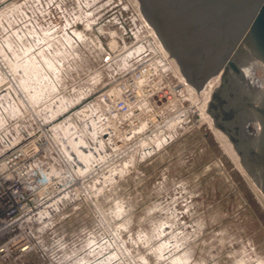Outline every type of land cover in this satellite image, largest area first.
Returning <instances> with one entry per match:
<instances>
[{
	"label": "rangeland",
	"instance_id": "1",
	"mask_svg": "<svg viewBox=\"0 0 264 264\" xmlns=\"http://www.w3.org/2000/svg\"><path fill=\"white\" fill-rule=\"evenodd\" d=\"M111 1L0 0V140L49 126L81 90L110 82L101 59L122 32L103 26ZM98 22L101 34L86 28ZM170 78V97L122 126L105 191L59 216L44 238L56 252L25 264H264V196L208 112L220 75L198 105Z\"/></svg>",
	"mask_w": 264,
	"mask_h": 264
},
{
	"label": "built area",
	"instance_id": "2",
	"mask_svg": "<svg viewBox=\"0 0 264 264\" xmlns=\"http://www.w3.org/2000/svg\"><path fill=\"white\" fill-rule=\"evenodd\" d=\"M109 7L103 26L122 29L101 59V68L112 71L110 82L95 89L103 80L98 75L93 88L81 90L79 102L49 126L39 123L37 132L0 140V264H25L37 251L54 254L45 236L59 216L88 201L90 193L105 191L104 162L119 159L122 126L170 97V77L184 85L130 1H111ZM99 24L86 27L101 34Z\"/></svg>",
	"mask_w": 264,
	"mask_h": 264
},
{
	"label": "water",
	"instance_id": "3",
	"mask_svg": "<svg viewBox=\"0 0 264 264\" xmlns=\"http://www.w3.org/2000/svg\"><path fill=\"white\" fill-rule=\"evenodd\" d=\"M129 1L197 105L216 73L227 66L239 72L238 59L247 55L264 67V0ZM222 88L211 95L208 112L264 196V86L232 110L225 105ZM233 119L242 133L254 122V136L237 140L228 133L222 122L230 125Z\"/></svg>",
	"mask_w": 264,
	"mask_h": 264
},
{
	"label": "flooded vegetation",
	"instance_id": "4",
	"mask_svg": "<svg viewBox=\"0 0 264 264\" xmlns=\"http://www.w3.org/2000/svg\"><path fill=\"white\" fill-rule=\"evenodd\" d=\"M240 54V53H239ZM252 63V66L249 67V71L248 73H245V66L241 63V61H237V67L239 70H241L240 72H236L234 71L233 69H231L230 66H227V70L224 72V70H221L219 71L218 73H216L215 75H220V84L218 85V87H216V89L214 90L217 91L219 88H221V86L223 87V98L225 100V105L227 104L228 105V108L231 109V106L232 108H236L237 106H239L241 103L242 104H245V103H248L251 98L256 95V93L260 92V90L262 89V87L264 86V78H261L259 76V74L257 73L258 72V69L260 68H263L264 67L258 63V62H254V61H251ZM240 64V65H239ZM226 66V65H225ZM259 66V67H258ZM244 68V69H243ZM244 70V71H243ZM223 71V72H222ZM229 72V73H228ZM227 73V74H226ZM247 74L246 77H244L245 75ZM250 74V75H249ZM213 75V76H215ZM256 75V76H255ZM222 77V78H221ZM251 77V79L249 78ZM257 77V78H256ZM228 79V80H227ZM249 79V81H248ZM226 80V81H225ZM251 80V81H250ZM257 80V81H256ZM247 83H246V82ZM255 81H256V84H255ZM260 81V82H259ZM262 81V82H261ZM227 82V83H226ZM222 84V85H221ZM247 84V85H246ZM263 84V85H262ZM227 86V87H226ZM246 86V87H245ZM244 87V88H243ZM247 87L249 89H247ZM254 87V90L252 89ZM260 87V88H259ZM226 89V90H225ZM229 89V91H228ZM250 93V95L252 96H249V94H247L248 92ZM242 90V91H241ZM252 90V91H251ZM254 91V92H253ZM258 91V92H257ZM228 92V93H227ZM247 92V93H246ZM241 93V94H240ZM245 95H244V94ZM225 96V97H224ZM229 98V99H228ZM234 99V101H233ZM230 100V101H228ZM238 101V102H237ZM230 102V103H229ZM238 104H237V103ZM230 104V105H229ZM233 104H235L236 107L233 106ZM237 104V105H236ZM229 110V109H228ZM232 110V109H231ZM221 122V121H220ZM223 123V126L228 127L226 128V131H228V133H232L233 132V136H235L236 139H240V138H243L244 140H246V137L248 136L249 138L254 136V134L256 133V125L253 124L254 122L252 123H249L247 125V128H245L246 130V133H242V128L240 127L239 125V122L236 121V120H231L229 124H227L226 122H222ZM238 123V124H237ZM225 124V125H224ZM236 124V126L234 125ZM239 125V126H238ZM233 129V130H232ZM232 130V131H231ZM248 130V131H247ZM241 133L244 135L243 137H241ZM248 133V134H247ZM225 135V134H224ZM240 136V137H239ZM242 140V139H240ZM238 155V154H237Z\"/></svg>",
	"mask_w": 264,
	"mask_h": 264
},
{
	"label": "bare ground",
	"instance_id": "5",
	"mask_svg": "<svg viewBox=\"0 0 264 264\" xmlns=\"http://www.w3.org/2000/svg\"><path fill=\"white\" fill-rule=\"evenodd\" d=\"M239 55H240V54H239ZM251 60H252V58H251L250 56H247V55L244 56L243 59L241 60V63L245 66V67H244L245 69L243 68V69L245 70V73H248V71H249V70H248L249 67L252 66V64H251V63H252ZM239 61H240V60H239ZM236 64H237V62H236ZM239 65H240V64H239ZM258 67H259V66H258ZM231 69H232V68H231ZM239 69H241V68H239ZM244 70H243V71H244ZM240 71H241V70H239V72H240ZM222 72H223V71H222ZM241 72H242V71H241ZM228 73H229V72H228ZM226 74H227V73H226ZM249 75H250V74H249ZM246 76H247V74H246L244 77H246ZM255 76H256V75H255ZM221 78H222V77H221ZM249 78L251 79V77H249ZM256 78H257V77H256ZM227 80H228V79H227ZM225 81H226V80H225ZM248 81H249V79H248ZM250 81H251V80H250ZM256 81H257V80H256ZM256 81H255V84H256ZM245 82H246V81H245ZM259 82H260V81H259ZM261 82H262V81H261ZM226 83H227V82H226ZM246 83H247V82H246ZM221 85H222V84H221ZM246 85H247V84H246ZM262 85H263V84H262ZM226 87H227V86H226ZM245 87H246V86H245ZM243 88H244V87H243ZM259 88H260V87H259ZM247 89H249V88L247 87ZM252 89L254 90V87H253ZM225 90H226V89H225ZM245 90H246V89H245ZM228 91H229V89H228ZM241 91H242V90H241ZM246 91H247V90H246ZM251 91H252V90H251ZM247 92H248V91H247ZM247 92H246V93H247ZM249 92H250V91H249ZM249 92H248L247 94H249V96H252V95H250ZM253 92H254V91H253ZM257 92H258V91H257ZM227 93H228V92H227ZM240 94H241V93H240ZM243 94H244V93H243ZM244 95H245V94H244ZM224 97H225V96H224ZM228 99H229V98H228ZM228 101H230V100H228ZM233 101H234V99H233ZM237 102H238V101H237ZM237 102H236V103H237ZM229 103H230V102H229ZM237 104H238V103H237ZM237 104H236V105H237ZM241 104H242V103H241ZM229 105H230V104H229ZM233 106L236 107L235 104H233ZM231 109H232V106H231ZM229 110H230V109H229ZM224 123H225V122H224ZM248 124H249V123H248ZM253 124H254V123H253ZM224 125H225V124H224ZM230 125H231V124H230ZM239 125H240V123H239ZM239 125H238V126H239ZM226 128H228V127H226ZM226 128H225V129H226ZM246 128H247V127H246ZM232 130H233V129H232ZM232 130H231V131H232ZM234 131H235V130H234ZM234 131H232L231 134H233ZM247 131H248V130H247ZM247 134H248V133H247ZM235 136H236V135H235ZM243 136H244V135H243ZM239 137H240V136H239ZM241 137H242V136H241ZM247 137H248V136H247ZM240 139H241V138H240ZM237 140H238V139H237Z\"/></svg>",
	"mask_w": 264,
	"mask_h": 264
}]
</instances>
